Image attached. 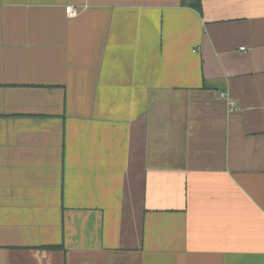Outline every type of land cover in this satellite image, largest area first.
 <instances>
[{
    "label": "crops",
    "instance_id": "1",
    "mask_svg": "<svg viewBox=\"0 0 264 264\" xmlns=\"http://www.w3.org/2000/svg\"><path fill=\"white\" fill-rule=\"evenodd\" d=\"M195 1L0 0V264H264V0Z\"/></svg>",
    "mask_w": 264,
    "mask_h": 264
},
{
    "label": "built area",
    "instance_id": "2",
    "mask_svg": "<svg viewBox=\"0 0 264 264\" xmlns=\"http://www.w3.org/2000/svg\"><path fill=\"white\" fill-rule=\"evenodd\" d=\"M66 13H67V15L69 17H75V16H77V11L74 8H71V7H69V8L66 9ZM242 50H244V49H242Z\"/></svg>",
    "mask_w": 264,
    "mask_h": 264
},
{
    "label": "trees",
    "instance_id": "3",
    "mask_svg": "<svg viewBox=\"0 0 264 264\" xmlns=\"http://www.w3.org/2000/svg\"><path fill=\"white\" fill-rule=\"evenodd\" d=\"M194 8L198 11H201V2L200 0H196L195 3L192 4Z\"/></svg>",
    "mask_w": 264,
    "mask_h": 264
}]
</instances>
